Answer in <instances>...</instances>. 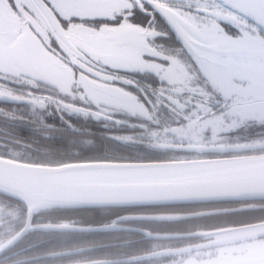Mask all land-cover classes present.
Returning <instances> with one entry per match:
<instances>
[{
	"label": "snow or ice",
	"instance_id": "1",
	"mask_svg": "<svg viewBox=\"0 0 264 264\" xmlns=\"http://www.w3.org/2000/svg\"><path fill=\"white\" fill-rule=\"evenodd\" d=\"M0 264H264V0H0Z\"/></svg>",
	"mask_w": 264,
	"mask_h": 264
}]
</instances>
